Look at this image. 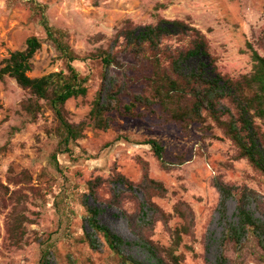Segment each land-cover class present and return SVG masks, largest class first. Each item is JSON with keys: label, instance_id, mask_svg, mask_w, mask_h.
Wrapping results in <instances>:
<instances>
[{"label": "rangeland", "instance_id": "374dc122", "mask_svg": "<svg viewBox=\"0 0 264 264\" xmlns=\"http://www.w3.org/2000/svg\"><path fill=\"white\" fill-rule=\"evenodd\" d=\"M158 16L182 19L204 33L222 73L250 72L251 49L264 55V0H0V67L37 36L42 44L27 74L66 71V58L44 24L62 31L78 57L73 67L87 77L85 95L70 97L64 106L68 121L77 124L87 119L102 81L122 80L127 90L121 103L127 104L150 71L146 59L129 54L119 53L121 67L106 68L85 55L99 48L119 51L120 41L113 40L127 21L146 24ZM186 41L168 36L162 45L183 47ZM26 97L13 78L0 79V264H39L46 248L47 264H118L101 236L94 235V248L87 242L88 206L100 209L101 224L131 241L123 251L145 264L154 260L141 237L173 248L180 264H217L221 256V264H264L252 237L240 246L223 240L227 224L237 221L239 189L246 186L264 199V176L236 157L234 144L210 117L185 125L158 103L136 105L138 116L113 110L106 129L85 126L81 137L64 143L46 102L40 100L41 110L31 118L21 107ZM147 138L161 143L165 165L142 142ZM146 173L163 185L162 194L152 189L147 197L137 187ZM118 175L133 186L127 188ZM221 185L232 187L223 204ZM120 192L121 204L111 202ZM247 207L264 219L253 195Z\"/></svg>", "mask_w": 264, "mask_h": 264}, {"label": "trees", "instance_id": "16d2710c", "mask_svg": "<svg viewBox=\"0 0 264 264\" xmlns=\"http://www.w3.org/2000/svg\"><path fill=\"white\" fill-rule=\"evenodd\" d=\"M44 27L47 36L56 42L65 56L67 70L30 77L27 74L30 60L41 47L42 39L29 36L22 49L11 52L4 60L0 67V79L7 75L28 93V97L21 101V107L31 118H35L40 112V100L46 102L57 118V130L62 142L68 143L81 137L85 126L106 129L110 120L108 113L113 110L134 117L138 116L133 111L136 105L149 106L158 103L170 113L173 120L181 121L185 125L203 122L210 117L223 128L224 134L234 144L236 157L246 158L264 176V131L261 127L264 124V55L257 50L251 49L250 72L234 77L217 68L204 33L188 22L159 16L154 22L146 24L127 21L113 40V43L120 41L119 51L113 50V47L99 48L85 56L99 59L104 68L121 67L119 53L132 55L136 61L146 59L150 71L145 87L140 92L133 93L129 103L122 104L121 95L127 90L124 82L114 78L107 85L102 81L87 119L74 124L67 119L65 102L70 97L85 95L84 83L87 77L81 76L73 67L72 61L78 57L62 39L63 32L46 23ZM168 36L185 37L187 43L183 47H163L162 39ZM142 142L149 144L157 159L165 165L161 143L155 138H147ZM117 178L127 188L133 186L124 176L118 175ZM91 184L90 191L94 193L93 187L96 183ZM136 185L147 197L152 189L157 190L158 194L164 191L163 185L148 177L147 173ZM231 188L228 185L219 186L222 193L221 204L231 194ZM252 195L256 209L264 218V199L255 197L248 187H241L236 200L237 221L227 224L223 240L240 246L252 237L264 255V219L255 216L247 207ZM124 198L123 192L113 193L111 202L119 205ZM149 199L146 198V202L157 210ZM86 211L91 232L85 238L92 248L97 241L94 235H99L116 255L118 264H145L123 251V247L130 245L131 241L99 222L100 209L97 206H88ZM141 238V243L154 264H180L179 256L173 253V248H164L151 239ZM49 252L48 248L43 251L39 264H47ZM223 259L224 256L219 257L217 264H221Z\"/></svg>", "mask_w": 264, "mask_h": 264}]
</instances>
